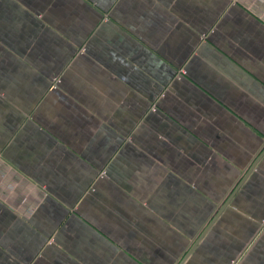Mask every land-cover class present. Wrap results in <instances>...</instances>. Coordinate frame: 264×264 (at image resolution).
I'll return each instance as SVG.
<instances>
[{
    "label": "crops",
    "instance_id": "obj_1",
    "mask_svg": "<svg viewBox=\"0 0 264 264\" xmlns=\"http://www.w3.org/2000/svg\"><path fill=\"white\" fill-rule=\"evenodd\" d=\"M0 264H264V0H0Z\"/></svg>",
    "mask_w": 264,
    "mask_h": 264
}]
</instances>
